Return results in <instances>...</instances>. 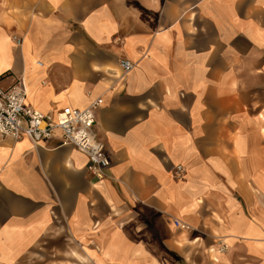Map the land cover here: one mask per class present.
I'll list each match as a JSON object with an SVG mask.
<instances>
[{
	"label": "crops",
	"instance_id": "1",
	"mask_svg": "<svg viewBox=\"0 0 264 264\" xmlns=\"http://www.w3.org/2000/svg\"><path fill=\"white\" fill-rule=\"evenodd\" d=\"M22 77L43 112L101 98L111 166L0 140V264H264V0H0Z\"/></svg>",
	"mask_w": 264,
	"mask_h": 264
},
{
	"label": "built area",
	"instance_id": "2",
	"mask_svg": "<svg viewBox=\"0 0 264 264\" xmlns=\"http://www.w3.org/2000/svg\"><path fill=\"white\" fill-rule=\"evenodd\" d=\"M119 67L123 77L134 68V63L121 59ZM27 95L24 77L9 88L0 86V140L17 142L28 138L34 146H40L44 140L57 136L61 138L62 145L75 146L89 157L87 170L95 179L107 178L111 160L95 129L96 110L102 105L101 98L94 99L85 108L66 106L57 111L43 112L26 105ZM178 170L181 171V166ZM175 223L181 228H189L177 220ZM225 249L226 245L221 247V250Z\"/></svg>",
	"mask_w": 264,
	"mask_h": 264
}]
</instances>
